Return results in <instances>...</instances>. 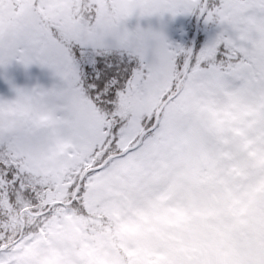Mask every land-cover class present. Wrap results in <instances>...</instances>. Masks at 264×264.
Returning a JSON list of instances; mask_svg holds the SVG:
<instances>
[{"label": "snow or ice", "instance_id": "6c2138e0", "mask_svg": "<svg viewBox=\"0 0 264 264\" xmlns=\"http://www.w3.org/2000/svg\"><path fill=\"white\" fill-rule=\"evenodd\" d=\"M0 82V264H264V0H0Z\"/></svg>", "mask_w": 264, "mask_h": 264}, {"label": "rangeland", "instance_id": "374dc122", "mask_svg": "<svg viewBox=\"0 0 264 264\" xmlns=\"http://www.w3.org/2000/svg\"><path fill=\"white\" fill-rule=\"evenodd\" d=\"M37 70H33V72H36ZM17 82L19 84H24L26 83L24 76L22 75V73H20L17 70ZM8 92L7 86L5 84H3L2 82H0V95H6Z\"/></svg>", "mask_w": 264, "mask_h": 264}]
</instances>
